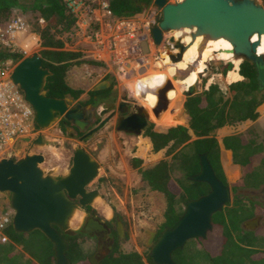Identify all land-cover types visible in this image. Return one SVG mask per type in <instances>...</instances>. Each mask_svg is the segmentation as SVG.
Wrapping results in <instances>:
<instances>
[{"label":"trees","instance_id":"16d2710c","mask_svg":"<svg viewBox=\"0 0 264 264\" xmlns=\"http://www.w3.org/2000/svg\"><path fill=\"white\" fill-rule=\"evenodd\" d=\"M114 19H130L141 14L154 0H107ZM14 10L24 15L32 14L39 22L34 32L39 36L43 67L49 69L45 91L47 96L64 99L71 96L77 100L83 92L75 90L66 83V76L79 55L64 50L67 41L77 34V18L68 7L67 0H0V25L8 23ZM162 17L158 22H161ZM16 63L24 55L0 46V64L6 60ZM79 62V61H77ZM79 64V63H76ZM231 67L224 69L226 74ZM239 74L243 77L229 85L224 92L218 85H211L202 93L189 96L183 103L184 123L171 127L152 124L144 132L155 153L167 149L172 160L160 161L156 165L141 171L144 182L152 191L164 195L166 200L165 221L158 231L157 238L166 230L173 228L182 217L185 204L209 193L205 183L190 178L200 172V157L206 154L216 176L229 186L221 163V148L232 152L233 163L240 168L241 177L232 186V203H228L221 212L213 216V229L206 239L197 238L200 243L208 241L210 250L206 252L208 264H264V227L256 231H247L243 223L259 213V207L250 199H241L240 190H257L264 186V140L257 142L246 135H232L219 143L215 134L226 126H237L245 122H255L259 118L258 109L264 103V88L258 81L257 66L244 60L240 64ZM100 91H90L95 105H101L110 91L100 96ZM96 97V100H94ZM176 97L175 99H177ZM88 102V103H89ZM176 124V123H175ZM38 129V127L36 126ZM141 160H134L133 166L139 167ZM175 169L184 175V182L177 183L172 173ZM87 210L96 213L91 207ZM68 241L66 253L70 264H91L89 256L83 250L81 239L84 234L78 231L67 235L55 227ZM8 238L0 243V264H55L53 244L43 233L35 230L31 233H18L10 223L3 231ZM185 247V246H184ZM184 249L173 253L176 264H197L183 255ZM148 264H155L147 256ZM137 252H123L119 244L101 264H146Z\"/></svg>","mask_w":264,"mask_h":264},{"label":"water","instance_id":"95a60500","mask_svg":"<svg viewBox=\"0 0 264 264\" xmlns=\"http://www.w3.org/2000/svg\"><path fill=\"white\" fill-rule=\"evenodd\" d=\"M154 5L161 10L162 20L153 29V36L157 45L163 41L164 33L178 31L185 28L194 29L192 39L206 36L213 40L223 38L231 43L232 53L243 60L251 61L257 66L258 81L264 88V58L258 55L260 41L253 42V37L259 39L264 35V7L256 0H183L171 4L167 0H155ZM174 48L179 49L171 60L176 63L181 60L185 46L174 42ZM148 52L146 44L143 45ZM192 70V68H189ZM51 76L49 69L43 67V61L37 54L21 60L14 68L11 78L24 94L25 101L35 113V124L40 130L49 129L58 121V116L68 120L77 118L74 110H69L67 99L47 96L45 86L47 78ZM109 85L104 82L93 89L98 91ZM174 88L171 80L157 93L158 103L144 115H134L126 120L133 125V134H141L146 127V117L152 114L153 119L168 109L170 99L168 93ZM197 94L196 85L190 87L186 97ZM105 107V106H104ZM185 112V109H184ZM80 117V115H78ZM106 121L91 131L85 138L98 132ZM83 130V127L76 122ZM124 130V129H121ZM34 146L44 145L43 136L34 140H26ZM41 154L27 155L19 160L2 159L0 161V193L10 196L11 208L14 212L12 225L18 233L40 231L53 244L55 264H70L66 253L69 243L55 228L58 227L67 235H75L78 231L71 229V221L77 211L91 206L99 196L97 190L89 191L88 186L98 175L99 164L82 148L75 151L72 167L69 173L60 178L45 174L40 168L44 163ZM200 172L190 179L205 183L209 186L208 194L187 202L182 217L177 224L166 229L156 240L157 233H151L149 245L150 258L155 264H176L173 253L183 249L192 239H206L213 229V216L221 212L232 201V189L226 186L212 168L207 155L200 157ZM260 218L244 223V228L255 230ZM83 234L95 237L100 233H107V229L99 219L89 217L79 230ZM120 237L123 234L119 224ZM91 264H101V259L93 255Z\"/></svg>","mask_w":264,"mask_h":264},{"label":"rangeland","instance_id":"374dc122","mask_svg":"<svg viewBox=\"0 0 264 264\" xmlns=\"http://www.w3.org/2000/svg\"><path fill=\"white\" fill-rule=\"evenodd\" d=\"M167 1L175 4L183 0ZM256 1L264 7V0ZM153 4L154 2L141 14L127 20L140 21L147 14L155 12L156 20L159 21V18L162 17L161 10L156 11L152 7ZM12 18H20L25 23V28L9 39L14 50L22 53L24 58L33 54L41 57L43 48L39 36L34 32V28L38 22L40 25H44L43 21L39 20L37 22V18L34 15H24L19 10H14ZM91 30L93 34L95 32L94 27ZM188 35L182 33L181 38L184 39ZM169 37L174 42L179 41L176 33H172V31L166 33L164 38L166 40ZM172 44V50H175L174 43ZM64 50L79 55L76 60L72 61L73 65L66 76V83L71 88L81 90L85 94L97 87L103 79H106L113 82V90L111 92L114 98L113 102L116 99L117 102H120L124 97H128V99L133 100L139 106H144L147 109L146 111L151 110L142 102L141 96L136 91V85L139 84L140 77L146 73L144 69L141 73L135 71L132 74L129 68L130 66H136L131 62L124 69H121V65L110 61L108 57L102 60L96 41L94 40L93 43L77 34L67 41ZM164 51L162 45L160 47H152V51L142 58L143 63L145 61L160 62V57L166 55V53H163ZM262 57L264 58V55ZM239 59L236 56L234 58L235 61ZM18 63L14 61V65ZM190 67L194 68L193 65H190ZM227 67L231 68L226 74H223L224 69ZM233 68L234 63L231 60L223 61L216 58L208 60L205 63L204 71L198 74V81L195 84L196 92L202 93L209 89L211 85H218L226 92L229 85L236 82L227 78L228 73ZM159 72L163 74L166 69H160ZM185 93L186 91H178L174 98L170 100L168 109L158 118L162 125L174 124L171 127L183 125L181 123L184 121L183 103L187 98ZM81 97L84 98L85 95ZM176 97L178 98L175 99ZM98 107L99 111H102V105ZM36 133L38 135L34 139L43 136L44 145L34 146L29 142L27 144L20 143L18 156L15 160L24 158L27 155L41 154L44 156L45 161L40 165V168L45 174L60 178L69 173L76 149L82 148L85 150L99 164L98 175L88 186L89 191L97 190L99 192V196L94 200L91 207L106 222L111 221L113 217L117 218L121 222L123 231L120 249L126 253L137 252L146 262L147 256H149L151 251V246L149 245L150 235L151 233H157L165 221L166 200L163 194L152 191L149 188L142 179L141 171L163 160L170 162L172 155L169 156L167 154V149L155 153L150 140L145 137L144 133L139 135L126 134L110 128L104 129L84 142L79 139H72L66 133H61L57 130V122L49 129L39 130L36 128ZM34 135L35 132L28 139L34 140ZM223 135H246L254 138L257 142H262L264 140V106L259 108V118L255 122L226 126L215 134L217 138ZM228 158L229 156L227 159L223 158V166L227 182L231 187L238 180L240 173ZM134 160H141V165L134 167ZM172 177L179 184L184 182L183 173L177 169L173 171ZM237 195L241 199L254 200L264 205V186L257 190H240ZM233 197L234 194L232 193V201ZM11 212L13 210L10 204V196L6 193H0V217ZM83 223L84 218L80 211H77V216L72 223L71 229L79 231ZM80 241L84 252L89 256L90 260L95 251L94 241L86 237ZM207 243L208 241L200 243L197 239L189 240L183 248L184 251L182 250L183 255L187 256L188 260L193 263L208 264L206 252L208 249L210 250V246Z\"/></svg>","mask_w":264,"mask_h":264},{"label":"built area","instance_id":"2783aa9c","mask_svg":"<svg viewBox=\"0 0 264 264\" xmlns=\"http://www.w3.org/2000/svg\"><path fill=\"white\" fill-rule=\"evenodd\" d=\"M67 3L77 18V35L93 43L95 40L102 60L108 57L110 61L121 65V69H124L129 62L135 66L144 64L142 58L152 51L154 46L162 45L165 50L163 53L166 55L172 49V38L165 40L166 33L161 45L155 42L153 29L158 26L155 12L147 14L140 21L118 20L113 18L107 0H67ZM152 7L156 11L159 10L154 4ZM92 27L95 30L93 34ZM24 28L25 23L20 18H11L7 24H1L0 46L14 50L9 39ZM144 44L148 47L147 53L143 50ZM239 62V65H234L233 68V71L237 69V73H239L242 59H239ZM15 65L14 60L11 59L0 64V161L15 160L18 156L19 144H27L26 140L34 132L33 139L38 135L35 113L25 101L23 92L11 78ZM13 214L11 212L0 217V243L2 244L9 241L3 231L12 223Z\"/></svg>","mask_w":264,"mask_h":264},{"label":"flooded vegetation","instance_id":"af4514ba","mask_svg":"<svg viewBox=\"0 0 264 264\" xmlns=\"http://www.w3.org/2000/svg\"><path fill=\"white\" fill-rule=\"evenodd\" d=\"M104 82H108L109 85L105 89L98 90L100 92H103L101 93L100 96L105 95L104 92H107V90L110 91V95L109 97L105 98L104 102L101 104L103 108L102 111H99V107H98L99 105H95L92 102H89L91 100V96L89 95L90 91L86 92L85 94H82L85 95L84 98L80 97L77 100L73 99L71 96H67L65 99L69 101V105H70L69 110H74V115L75 117L77 116V118L75 119L72 118L68 120L64 116H58L57 130H59L61 133H66L72 139H79L80 141H82V139L85 136H87L91 131L97 128L103 121H106L98 132H96L94 135L88 138H85L83 142L87 141L91 137L99 134L101 131L108 128H110L111 130L116 129L117 131H122L125 132L126 134H133L127 132V131H133L134 127L132 124L126 123V120L134 115L145 116V112L147 109H145L144 106H139L133 100L128 99V97H124L120 102H117V99L115 100V102H113L114 98L111 93L113 90V82L103 79L101 83H99V85ZM94 100H96V97ZM148 109H152V108H148ZM78 115H80V117H78ZM76 122L83 127V130L80 129V127L76 124ZM154 123L161 124V121L160 119L154 120L152 118V114H150V117H146V127L142 130L141 133H144L145 130ZM252 201L255 202L254 200ZM255 203L260 209L259 213L255 215L253 218L247 220L250 221L258 217L260 218L258 227L253 231H256L261 227H264V205L259 204V202H255ZM91 208L93 209V207ZM91 211L92 210H87V208L85 207L83 208V211H80V213L84 219L89 217H94L96 219H99L102 223H104V226L107 229V233L106 234L100 233L95 237H90L89 235L84 234L83 238L86 237L89 240L94 241L95 251L93 255H95L99 259H103L115 249L117 244H119L120 246L121 237L119 233V224L121 222L115 217H113L111 221L106 222L102 220L97 213H93ZM244 223H243V227H244ZM246 230L252 231L248 229ZM157 236H158V232L155 237V240L157 239Z\"/></svg>","mask_w":264,"mask_h":264},{"label":"bare ground","instance_id":"6f19581e","mask_svg":"<svg viewBox=\"0 0 264 264\" xmlns=\"http://www.w3.org/2000/svg\"><path fill=\"white\" fill-rule=\"evenodd\" d=\"M195 31L196 28L172 31V33H176L179 42L186 47L180 61L174 63L171 60V56H176L179 53V49L174 48L175 50L170 49L167 55L160 57V62L145 61L144 64L137 65L136 67L130 66L129 70L131 69L132 74H134L135 70L141 73L144 69V72H146L140 77L139 84L136 85V91L147 107L154 108L157 105V93L169 80L174 85V88L168 93V99L170 100L174 98L178 91H187L190 87L194 86L198 81V74L204 71L205 63L212 58L223 61L231 60L235 66L239 65V60H234L235 55L232 53L233 47L230 42L223 38L213 40L206 36H198L193 40L192 34ZM182 33L189 34L190 36L188 35L182 39ZM252 41H260V46L257 50L258 55H264V35L261 39H259L258 35H255ZM190 65L194 66V70H189L191 68ZM160 69H166V72L160 74ZM228 80H238L237 69L230 71ZM76 216L77 213L70 223L71 227Z\"/></svg>","mask_w":264,"mask_h":264},{"label":"crops","instance_id":"0c3cea01","mask_svg":"<svg viewBox=\"0 0 264 264\" xmlns=\"http://www.w3.org/2000/svg\"><path fill=\"white\" fill-rule=\"evenodd\" d=\"M242 81L243 80V77L238 73V80H236V82H238V81ZM264 106V104H262L260 107H263ZM258 112H259V109H258ZM184 114V116H185V112L183 113ZM249 122V121H248ZM181 123H183V125H185V123L182 121ZM246 123V122H245ZM176 127V126H175ZM225 128V127H224ZM224 128H222V129H224ZM221 130V129H220ZM227 136H232V135H223L222 137H220V138H217L218 139V141H219V143L220 144H222V140H223V138H225V137H227ZM247 137H249V136H247ZM229 156V158L228 159H230V161H231V164H233L234 165V167L239 171V173H240V176H239V178H238V180L240 179V177H241V171H240V168L237 166V165H235L234 163H233V159H232V152L231 151H228V150H225L223 147L221 148V163H222V168H223V170H224V173H225V169H224V166H223V158L224 159H227V157ZM237 180V181H238ZM236 181V182H237ZM146 264H147V262H146Z\"/></svg>","mask_w":264,"mask_h":264}]
</instances>
